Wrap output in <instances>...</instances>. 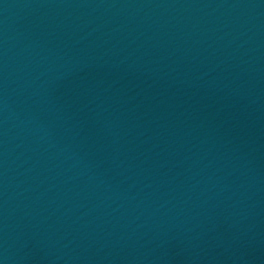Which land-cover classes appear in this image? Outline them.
I'll return each instance as SVG.
<instances>
[{
    "label": "water",
    "instance_id": "95a60500",
    "mask_svg": "<svg viewBox=\"0 0 264 264\" xmlns=\"http://www.w3.org/2000/svg\"><path fill=\"white\" fill-rule=\"evenodd\" d=\"M0 264H264V0H0Z\"/></svg>",
    "mask_w": 264,
    "mask_h": 264
}]
</instances>
